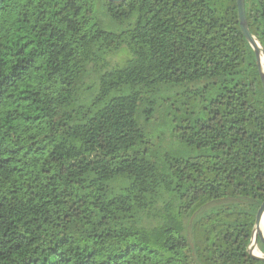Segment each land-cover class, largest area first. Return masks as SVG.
Listing matches in <instances>:
<instances>
[{"label":"trees","instance_id":"1","mask_svg":"<svg viewBox=\"0 0 264 264\" xmlns=\"http://www.w3.org/2000/svg\"><path fill=\"white\" fill-rule=\"evenodd\" d=\"M263 202L237 0H0V264H264Z\"/></svg>","mask_w":264,"mask_h":264},{"label":"water","instance_id":"2","mask_svg":"<svg viewBox=\"0 0 264 264\" xmlns=\"http://www.w3.org/2000/svg\"><path fill=\"white\" fill-rule=\"evenodd\" d=\"M112 2H122L125 0H109ZM238 5V11H239V17L241 22L242 30L246 36V38L249 40L250 44L255 50L256 57H257V63L260 70V74L263 81L264 86V70L262 65V56H264V48L261 45V43L258 41V39L251 33L247 17H246V8H245V0H237ZM264 223V202L261 204L257 216H256V223L253 230L252 240L249 247L250 254L260 260H264V255L255 254L253 249L257 244L258 240L261 239V241L264 243V236L259 232L261 224Z\"/></svg>","mask_w":264,"mask_h":264},{"label":"bare ground","instance_id":"3","mask_svg":"<svg viewBox=\"0 0 264 264\" xmlns=\"http://www.w3.org/2000/svg\"><path fill=\"white\" fill-rule=\"evenodd\" d=\"M262 65H263V70H264V56H262ZM259 232L264 236V223L261 224ZM254 253L260 254V253H258V251L256 249L254 250Z\"/></svg>","mask_w":264,"mask_h":264},{"label":"rangeland","instance_id":"4","mask_svg":"<svg viewBox=\"0 0 264 264\" xmlns=\"http://www.w3.org/2000/svg\"><path fill=\"white\" fill-rule=\"evenodd\" d=\"M253 249V251L256 249L257 251H258V253H260L259 255H264V253L261 251V249L259 248V246H258V244L254 247V248H252ZM260 249V250H259Z\"/></svg>","mask_w":264,"mask_h":264}]
</instances>
